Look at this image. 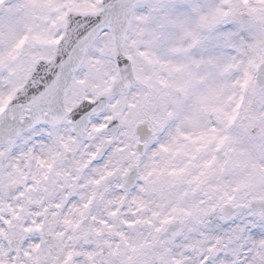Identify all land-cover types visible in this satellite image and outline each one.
Returning a JSON list of instances; mask_svg holds the SVG:
<instances>
[{
  "label": "snow or ice",
  "instance_id": "snow-or-ice-1",
  "mask_svg": "<svg viewBox=\"0 0 264 264\" xmlns=\"http://www.w3.org/2000/svg\"><path fill=\"white\" fill-rule=\"evenodd\" d=\"M0 264H264V0H0Z\"/></svg>",
  "mask_w": 264,
  "mask_h": 264
}]
</instances>
